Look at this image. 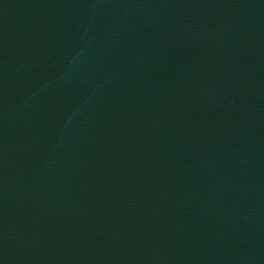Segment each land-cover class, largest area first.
I'll list each match as a JSON object with an SVG mask.
<instances>
[{
	"label": "water",
	"instance_id": "obj_1",
	"mask_svg": "<svg viewBox=\"0 0 264 264\" xmlns=\"http://www.w3.org/2000/svg\"><path fill=\"white\" fill-rule=\"evenodd\" d=\"M0 264H264V0H0Z\"/></svg>",
	"mask_w": 264,
	"mask_h": 264
}]
</instances>
